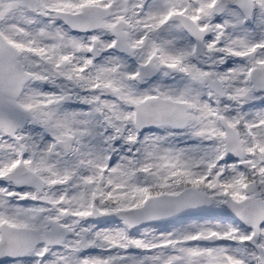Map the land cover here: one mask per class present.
<instances>
[{
    "label": "snow or ice",
    "instance_id": "snow-or-ice-1",
    "mask_svg": "<svg viewBox=\"0 0 264 264\" xmlns=\"http://www.w3.org/2000/svg\"><path fill=\"white\" fill-rule=\"evenodd\" d=\"M0 264H264V0H0Z\"/></svg>",
    "mask_w": 264,
    "mask_h": 264
}]
</instances>
